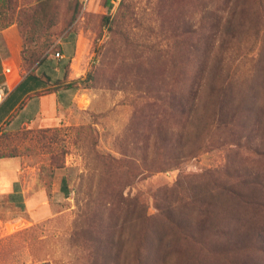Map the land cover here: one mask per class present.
<instances>
[{"label": "rangeland", "instance_id": "374dc122", "mask_svg": "<svg viewBox=\"0 0 264 264\" xmlns=\"http://www.w3.org/2000/svg\"><path fill=\"white\" fill-rule=\"evenodd\" d=\"M74 1L52 0L40 14L38 0H0V36L20 56L27 42L52 56L57 40L75 35L66 71L78 87L43 146L34 135L47 128L0 130V155H15L12 179L26 201L0 195V264L239 263L225 253L249 228L215 206L220 193L208 186L227 170L243 179L247 166L264 178V0H165L173 16L183 12L174 28L160 26L154 0H110L109 11L90 0L77 13ZM173 97L184 113L171 109ZM236 205L253 227L264 219ZM200 207L216 228L202 244L161 213L204 227ZM248 258L264 262V253Z\"/></svg>", "mask_w": 264, "mask_h": 264}, {"label": "trees", "instance_id": "16d2710c", "mask_svg": "<svg viewBox=\"0 0 264 264\" xmlns=\"http://www.w3.org/2000/svg\"><path fill=\"white\" fill-rule=\"evenodd\" d=\"M52 0H38V4L36 6V10L40 12V14H45L46 12L50 11L52 3ZM105 4L107 5V11L110 10L111 3L110 0H104ZM74 7H76V13L81 7V3L78 0L74 1ZM262 8L261 1L258 4V9ZM152 11L156 14L157 17L160 19V26H165L167 23L171 24V28L173 27V22H180L182 21V11H176L174 16L172 15V8L169 6V3H165V0H154V4L152 5ZM49 14V13H48ZM74 19L72 17L69 21H67V25L71 23V21ZM163 20L164 22H162ZM49 21V20H48ZM47 21V22H48ZM73 35V43L75 41L74 37L75 35L72 32H68ZM191 32L188 31H182V34H186L187 36H190ZM53 46V45H52ZM53 47L54 53L58 51L59 46L56 43ZM49 45L46 46H37L34 42H27V47L21 50V64H27L29 67L28 73H33V68L38 65L42 60L46 59L47 57H54V54L51 56V53L48 52ZM69 62V61H68ZM68 65V64H67ZM67 78L60 80L58 83V86H61L63 82H66ZM66 89H72L76 90L78 87L75 83V81H68L64 86ZM57 87H54L53 89H56ZM49 91L52 89H48ZM193 103V100H192ZM171 109L174 110L177 109L179 113H184V103L182 100L176 99L175 97L171 98ZM47 129H40L36 131L34 137L37 139L36 143L38 145L43 146L44 142L47 139H54L53 132H55V129H52L50 132L51 135L47 136ZM27 134V132H25ZM24 139L25 137H21ZM15 155H11V153H8L7 155L2 154L0 155V159H10L14 158ZM105 165V163H104ZM111 166V163L109 162V167ZM247 166L244 168V176L243 179H241L242 175L240 170H227L223 174L225 176V180L222 182H213V179H210L209 181V188L214 189L217 187V194L220 193V198L214 200L216 203L215 206H218V209L225 213L227 215V218L230 220H233L238 228L241 227H248L245 232L241 233L239 235L240 239L235 240L233 242V245L230 246V251H226L225 256L226 259L229 262L235 263L236 259L234 257V254L237 253L238 262L236 264H264L260 258L252 259L250 260L248 258L249 255L255 254V253H264V219L260 220V222L253 227V218L251 215H244L242 213L236 204H240L242 206H248L252 208H256L254 211L256 212V216H261L264 218V178L260 177V175L252 176L251 168ZM255 173L258 174L259 171L255 170ZM226 181V182H224ZM61 185L65 188L66 181L62 178L61 179ZM247 188V189H246ZM251 188L254 190V194L251 193ZM220 190V192H219ZM256 190V191H255ZM249 192V193H248ZM66 193H68L66 191ZM65 193V194H66ZM214 193L213 190H210L208 192H205L204 194L207 195L206 198L209 195H212ZM191 194V200L192 201H201L197 199V195H195V191L192 188ZM223 196H227V199H223ZM42 198L41 194L37 195L36 199L29 198V204H32L36 202L37 200H40ZM31 199V200H30ZM232 199V200H230ZM213 199L208 198L207 203L210 205ZM206 199L204 203H201L200 206L206 205ZM236 203V204H234ZM17 205L20 208L24 207V204L22 201H20ZM200 207L198 208V213L201 219L205 221V226L207 227H201L202 224H193V225H185L182 222V219L180 216L177 217L171 212H168L167 210H163L161 213L163 215V218L166 219L175 229L179 231L180 237H184L185 239H188L192 241L193 243L197 240L198 242L203 240L204 237H207L208 235H214L216 228L213 226L215 225V222H213V216L209 214V216L205 213V208ZM218 211V212H220ZM180 215V214H179ZM142 241H139L138 250L140 251V248L142 246ZM241 242L242 244H240ZM203 243L202 241L200 242ZM239 256L243 257V259H239ZM144 261L142 258H139L136 262V264H143ZM44 264V263H41Z\"/></svg>", "mask_w": 264, "mask_h": 264}, {"label": "crops", "instance_id": "0c3cea01", "mask_svg": "<svg viewBox=\"0 0 264 264\" xmlns=\"http://www.w3.org/2000/svg\"><path fill=\"white\" fill-rule=\"evenodd\" d=\"M56 43L60 59L47 57L33 68V73H20V48L10 47L0 36V87L5 92L0 103V130L16 132L24 128L55 127L73 104L78 91L63 87L72 78L66 69L76 53L73 35L67 33ZM65 77L67 81L58 86ZM15 164L14 159H0V195H5L12 204L20 201L25 204L18 179H12Z\"/></svg>", "mask_w": 264, "mask_h": 264}, {"label": "built area", "instance_id": "2783aa9c", "mask_svg": "<svg viewBox=\"0 0 264 264\" xmlns=\"http://www.w3.org/2000/svg\"><path fill=\"white\" fill-rule=\"evenodd\" d=\"M78 1H79V2L81 3V5L84 7V6H86V5L88 4V2H89L90 0H78ZM54 57L57 58V59H60V58H61V52H60V51H56V52L54 53ZM6 72H9V69H6ZM4 96H5V92H4L3 88L0 87V103H1V101L4 99Z\"/></svg>", "mask_w": 264, "mask_h": 264}]
</instances>
